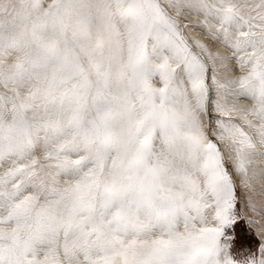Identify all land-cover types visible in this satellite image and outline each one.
I'll list each match as a JSON object with an SVG mask.
<instances>
[{
  "label": "snow or ice",
  "instance_id": "6c2138e0",
  "mask_svg": "<svg viewBox=\"0 0 264 264\" xmlns=\"http://www.w3.org/2000/svg\"><path fill=\"white\" fill-rule=\"evenodd\" d=\"M244 7L0 0V264H221L232 172L249 200L264 181V0Z\"/></svg>",
  "mask_w": 264,
  "mask_h": 264
},
{
  "label": "rangeland",
  "instance_id": "374dc122",
  "mask_svg": "<svg viewBox=\"0 0 264 264\" xmlns=\"http://www.w3.org/2000/svg\"><path fill=\"white\" fill-rule=\"evenodd\" d=\"M260 3V0H258L257 4ZM256 4V5H257ZM247 14L248 12H244ZM184 18L187 17V22L190 23V25L195 26L196 30L204 33V29L199 25L198 23H195L194 21L191 20L188 16H197L193 13H190L189 11L185 10V12L182 15ZM200 17V16H198ZM182 29L184 28V25L182 26ZM185 33V29H183ZM205 42H210L209 47L211 49V52L216 53L218 47L221 45L220 42H214L212 39H209L206 34L204 33L203 37ZM190 44L193 45V48L195 49V43L189 42ZM228 49V54L224 58L231 59V68L228 72L230 77L228 78L231 79L235 76L241 75V70L239 69L238 65L236 64V60L233 58V49L227 46ZM199 51L198 49H195ZM201 55L204 57L205 60H207V55L201 53ZM221 64V59L217 60V65L219 66ZM223 67V66H222ZM222 67H219L222 69ZM213 115H215L213 113ZM214 124V123H213ZM208 125V128H213L214 125ZM211 139L214 141L216 140L215 136H210ZM219 145H222V142H218ZM40 157V156H39ZM42 159V157H41ZM226 166L228 167L229 171L232 172L231 168V163L226 162ZM234 176V180H236L234 172H232ZM237 183V181H235ZM240 185L237 183V196H238V205L230 210V214L233 217V223L227 226V228L222 232L221 236L219 237V244L220 245H227L226 249H222L221 253L219 255V259L224 261L225 259V251L227 252V256L231 259V261L235 262L236 264H249V261L255 257H258L261 252V248L263 246V240L260 238L259 234L257 233V230L255 227L251 224L249 221V213L246 210V205L241 201V191L242 188H239ZM245 206H244V205ZM243 205V207H242ZM244 210V211H243ZM247 211V212H245ZM233 263V264H235Z\"/></svg>",
  "mask_w": 264,
  "mask_h": 264
},
{
  "label": "bare ground",
  "instance_id": "6f19581e",
  "mask_svg": "<svg viewBox=\"0 0 264 264\" xmlns=\"http://www.w3.org/2000/svg\"><path fill=\"white\" fill-rule=\"evenodd\" d=\"M234 2L237 3L238 5H247V7H244L242 9V11L243 12H250L255 7V5L257 4L258 0H234ZM161 3H162V5L166 6L167 5V0H161ZM188 17L191 18V20L194 21L195 23H198L199 25H200V22L203 20V16H200V17H198V16H188ZM176 19L179 21L180 27H181V25L182 26L184 25V28H183V29H185V33L184 34L188 38L189 42L191 41V42L194 43L195 40H199L202 43H204L207 46V48L211 51V49H210L211 45L209 47L210 42H205L204 39H203L204 33L206 34V36L209 39H211L210 35L205 30L203 31L204 33H201L199 31H197L195 26L190 25V23L187 22V17L184 18L182 15L176 17ZM220 43H221V45L218 47L217 52L216 53L212 52L213 54H218L217 60L220 59V58H224L226 56V54H228L227 53L228 52L227 46L222 41ZM203 54L205 55L206 53H203ZM207 59H208V57H207ZM231 61H232L231 59L227 58L225 60V62H224V66L222 67V69L219 68L220 66L217 67L216 75H217V77L220 80L227 81L228 78L230 77L228 72H229V70L231 68L230 67L231 66ZM216 63H217V61H216ZM207 119L208 118L206 117L205 118L206 127H208L207 126ZM213 125H214L213 128H215V124H213ZM247 130L251 131V129H247ZM220 147L222 149H226V144L222 142V145H220ZM225 155H227V152H225ZM37 156L42 157L43 154L41 152H37ZM259 167H264V165H261ZM231 168H232V164H231ZM2 170L3 169H0V171H2ZM235 177H236L235 181H237V183L240 185L241 177L239 175H237V174H235ZM237 183H236V186H237ZM239 188H241V187H239ZM253 189L254 190L251 193V199L250 200L248 199L249 193L242 189V191H241V197H242L241 199L242 200L241 201H243V203L246 205V210L248 211V213L250 215L249 218L252 221L251 224L255 227V229L257 230V233L259 234L260 238L263 240V246H264V213L258 214L259 208L264 206V181H261L259 179L254 180L253 181ZM243 205H242V207H243ZM247 211H245V212H247ZM229 216H230V220H229L228 223H226V224H224L222 226V232L227 228V226L232 224L233 221H234L233 217L230 214V212H229ZM233 263H235V262L233 261ZM221 264H223L222 261H221Z\"/></svg>",
  "mask_w": 264,
  "mask_h": 264
}]
</instances>
